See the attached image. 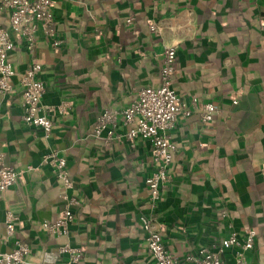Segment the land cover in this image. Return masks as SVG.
I'll list each match as a JSON object with an SVG mask.
<instances>
[{"label":"crops","instance_id":"crops-1","mask_svg":"<svg viewBox=\"0 0 264 264\" xmlns=\"http://www.w3.org/2000/svg\"><path fill=\"white\" fill-rule=\"evenodd\" d=\"M52 47L39 31L32 51L23 40L8 53L14 68L10 95L0 94V154L22 170L0 194V251L15 239L30 244L29 259L65 241L83 249L87 264H155L139 221L146 215L172 255L185 260L201 248L219 250L234 230L254 228L248 264L264 256V0H53ZM8 10L2 14L7 22ZM133 17V25L126 23ZM158 22L153 34L148 20ZM176 51L172 86L183 98L211 101L220 112L207 123L193 112L171 131L177 144L171 180L150 199L145 178L149 149L125 139L118 125L109 144L92 134L106 108L121 110L144 86L160 84L163 50ZM31 58L41 64L42 102L72 107L53 116L48 137L23 123L19 79ZM237 94V103L232 97ZM55 150L67 160L70 192L81 200L67 235L50 236L43 221L62 208V186L42 162ZM31 167V168H29ZM221 209L229 218H222ZM17 215L5 237L6 212ZM230 220V222H228ZM237 248L219 253L235 264ZM1 264V263H0Z\"/></svg>","mask_w":264,"mask_h":264},{"label":"built area","instance_id":"built-area-1","mask_svg":"<svg viewBox=\"0 0 264 264\" xmlns=\"http://www.w3.org/2000/svg\"><path fill=\"white\" fill-rule=\"evenodd\" d=\"M159 0H152L154 6ZM53 0H0V94L10 95L13 91L12 77L14 68L8 61V53L15 49L16 41L23 40L28 51L34 49L37 34L41 31L52 47L60 44L54 28L55 16ZM8 10L7 22L2 21V14ZM126 23L132 24L133 17H126ZM148 27L153 34L160 30L158 22L148 20ZM175 65V48L166 46L163 50V62L160 69V84L156 87L144 86L137 90L136 97L123 109H104L96 119L92 134L103 143L109 144L116 136L118 125L127 127L125 139L133 144L138 138L143 139L149 149L150 170L145 178L150 199L155 202L161 198V189L171 180L170 166L177 144L171 140V131L180 117H188L195 112L203 123L210 122L220 112V108L211 101L199 102L196 96L183 98L172 86V74ZM41 64L31 58L19 79L21 89V119L31 127H40L44 137H48L53 126V116L64 113L72 107L70 100H62L56 105L42 102L44 83L38 78ZM237 94L232 103H237ZM43 163L48 164L56 182H60L62 208L53 221H43L42 227L50 236L67 235L68 225L74 216V208L81 200L71 194L72 180L67 169V160L57 151L45 154ZM31 168V167H29ZM22 170H16L6 164L0 154V194L9 186L17 184ZM222 218H229L227 210L219 212ZM17 215L8 211L5 214V237L15 231ZM139 221L145 231V243L155 264H226L219 256L222 250L237 248L235 264H248L245 254L254 247L256 230L246 228L242 240L236 231L231 230L222 239L219 250L201 248L196 256L178 259L166 248L160 230L156 229L146 215ZM230 222V220L228 221ZM31 248L27 240L15 239L9 251H0L1 264H87L82 261L83 249L70 241H65L55 249L43 250L37 262L29 259ZM251 264H264V256Z\"/></svg>","mask_w":264,"mask_h":264},{"label":"trees","instance_id":"trees-1","mask_svg":"<svg viewBox=\"0 0 264 264\" xmlns=\"http://www.w3.org/2000/svg\"><path fill=\"white\" fill-rule=\"evenodd\" d=\"M126 20V19H125ZM131 25H133V22H132V24ZM175 58H176V51H175ZM174 71H175V65H174V70H173V74H174ZM173 74H172V77H173Z\"/></svg>","mask_w":264,"mask_h":264}]
</instances>
